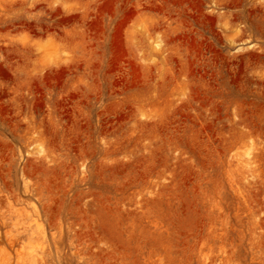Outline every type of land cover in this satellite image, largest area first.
I'll list each match as a JSON object with an SVG mask.
<instances>
[{
	"label": "rangeland",
	"instance_id": "rangeland-1",
	"mask_svg": "<svg viewBox=\"0 0 264 264\" xmlns=\"http://www.w3.org/2000/svg\"><path fill=\"white\" fill-rule=\"evenodd\" d=\"M0 264H264V0H0Z\"/></svg>",
	"mask_w": 264,
	"mask_h": 264
}]
</instances>
